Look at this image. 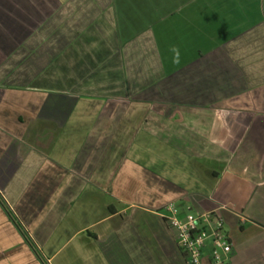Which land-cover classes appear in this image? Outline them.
Returning <instances> with one entry per match:
<instances>
[{"label":"crops","instance_id":"crops-1","mask_svg":"<svg viewBox=\"0 0 264 264\" xmlns=\"http://www.w3.org/2000/svg\"><path fill=\"white\" fill-rule=\"evenodd\" d=\"M0 197L48 264H188L170 206L264 264V0H0Z\"/></svg>","mask_w":264,"mask_h":264},{"label":"built area","instance_id":"built-area-1","mask_svg":"<svg viewBox=\"0 0 264 264\" xmlns=\"http://www.w3.org/2000/svg\"><path fill=\"white\" fill-rule=\"evenodd\" d=\"M170 226L177 233V244L188 264H227L232 246L223 219L215 212L178 216L170 206L165 209Z\"/></svg>","mask_w":264,"mask_h":264},{"label":"trees","instance_id":"trees-1","mask_svg":"<svg viewBox=\"0 0 264 264\" xmlns=\"http://www.w3.org/2000/svg\"><path fill=\"white\" fill-rule=\"evenodd\" d=\"M0 206L8 216V218L12 221V223L15 225L27 245L30 247V249L33 251L34 255L37 257V259L42 263V264H48L45 259L42 257L41 253L37 249L36 245L30 238V236L27 234V232L24 230L22 225L19 223L18 219L16 218L15 214L11 211L9 206L6 204V202L0 197Z\"/></svg>","mask_w":264,"mask_h":264},{"label":"clouds","instance_id":"clouds-1","mask_svg":"<svg viewBox=\"0 0 264 264\" xmlns=\"http://www.w3.org/2000/svg\"><path fill=\"white\" fill-rule=\"evenodd\" d=\"M172 51L174 52L173 62H179V49L173 48Z\"/></svg>","mask_w":264,"mask_h":264},{"label":"rangeland","instance_id":"rangeland-1","mask_svg":"<svg viewBox=\"0 0 264 264\" xmlns=\"http://www.w3.org/2000/svg\"><path fill=\"white\" fill-rule=\"evenodd\" d=\"M188 213H190V211H187L186 213H184V216H186Z\"/></svg>","mask_w":264,"mask_h":264}]
</instances>
